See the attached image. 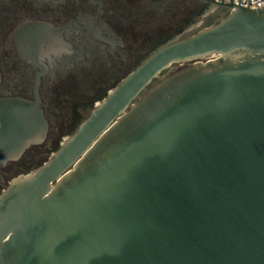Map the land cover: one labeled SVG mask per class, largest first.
<instances>
[{
  "label": "water",
  "instance_id": "water-1",
  "mask_svg": "<svg viewBox=\"0 0 264 264\" xmlns=\"http://www.w3.org/2000/svg\"><path fill=\"white\" fill-rule=\"evenodd\" d=\"M201 1L229 13L155 51L0 194V264H264V7ZM47 131L38 101L0 98V170Z\"/></svg>",
  "mask_w": 264,
  "mask_h": 264
},
{
  "label": "flooded vegetation",
  "instance_id": "flooded-vegetation-1",
  "mask_svg": "<svg viewBox=\"0 0 264 264\" xmlns=\"http://www.w3.org/2000/svg\"><path fill=\"white\" fill-rule=\"evenodd\" d=\"M187 3L198 8L182 6ZM204 4L212 5L201 0H0V98L38 101L48 124L43 143L1 168L0 194L11 178L52 158L112 90L167 44L147 56L148 49L183 28L186 9L195 14ZM149 87L143 94L154 86Z\"/></svg>",
  "mask_w": 264,
  "mask_h": 264
},
{
  "label": "rangeland",
  "instance_id": "rangeland-1",
  "mask_svg": "<svg viewBox=\"0 0 264 264\" xmlns=\"http://www.w3.org/2000/svg\"><path fill=\"white\" fill-rule=\"evenodd\" d=\"M182 6H184V7L186 6L185 8L188 7L190 10L194 9L195 7H197V6L192 7V5H188V3L185 4V5H182ZM199 8H200L199 11L197 13H195V14H192V13L189 14V12H188L189 9H186L184 15L182 16V18L186 17V20L183 23V28H181L180 31L176 32L174 34V36L170 37L166 41H163V43H160L158 45H155V47H153L151 49H148L146 51L147 56L150 55L151 52H154L155 50H157L160 46H163V45L171 43V42L180 41V40H183V39H186V38H189V37L195 35L200 30L211 26L213 23L214 24L217 23L221 18L225 17L229 13V10H227L225 8H222V7H217V6H214V5L213 6L212 5L209 6L207 4H204L203 7L201 6ZM182 18L180 17L179 20H181ZM175 26H176V22H175ZM183 65H187V64L186 63H184V64H174L169 69L164 71L160 75V77L158 79H155L154 82L150 85V87L157 85L162 78H164L168 74H171V73L179 70L181 67H183ZM142 94L140 95V97L142 96ZM86 114H87L86 112H83L79 116L78 121H80L82 118H84L86 116ZM65 135H67V133H65ZM64 137H66V136H64ZM39 165L40 164H37L35 167H38ZM26 173H24V175ZM19 176H23V175L21 174V175H18L16 177H19ZM16 177H14V178H16ZM14 178H11L9 180V182H11Z\"/></svg>",
  "mask_w": 264,
  "mask_h": 264
},
{
  "label": "built area",
  "instance_id": "built-area-1",
  "mask_svg": "<svg viewBox=\"0 0 264 264\" xmlns=\"http://www.w3.org/2000/svg\"><path fill=\"white\" fill-rule=\"evenodd\" d=\"M222 1V0H219ZM225 2H230V0H224ZM236 4H241L245 7H250L252 9H259L264 7V0H234Z\"/></svg>",
  "mask_w": 264,
  "mask_h": 264
},
{
  "label": "trees",
  "instance_id": "trees-1",
  "mask_svg": "<svg viewBox=\"0 0 264 264\" xmlns=\"http://www.w3.org/2000/svg\"><path fill=\"white\" fill-rule=\"evenodd\" d=\"M213 24H214V23H213ZM213 24H212V25H213Z\"/></svg>",
  "mask_w": 264,
  "mask_h": 264
}]
</instances>
